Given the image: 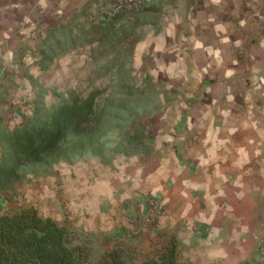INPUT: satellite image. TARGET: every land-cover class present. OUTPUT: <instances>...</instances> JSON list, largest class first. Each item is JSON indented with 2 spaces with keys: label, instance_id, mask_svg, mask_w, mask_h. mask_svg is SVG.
<instances>
[{
  "label": "crops",
  "instance_id": "crops-1",
  "mask_svg": "<svg viewBox=\"0 0 264 264\" xmlns=\"http://www.w3.org/2000/svg\"><path fill=\"white\" fill-rule=\"evenodd\" d=\"M98 1L0 0V137L39 99L33 82L46 52L34 50L45 48V34ZM143 1L154 10L134 28L142 30L134 63L177 97L150 126V155L61 169L99 175L93 208L109 197L161 200L154 234H174L189 264H264V0ZM93 30L88 44L98 42Z\"/></svg>",
  "mask_w": 264,
  "mask_h": 264
},
{
  "label": "rangeland",
  "instance_id": "rangeland-1",
  "mask_svg": "<svg viewBox=\"0 0 264 264\" xmlns=\"http://www.w3.org/2000/svg\"><path fill=\"white\" fill-rule=\"evenodd\" d=\"M119 1L123 0H99L79 16L64 18L58 30L45 34V48L34 50L42 54L43 49L49 50L53 41L58 42V46L51 47L54 60L50 63L40 60L43 74L39 83L33 82L39 86V100L45 102L44 105L48 107L70 94L85 98L97 92L95 110L108 113L105 124L108 130L100 139L97 152L73 156L66 151L61 153L70 160L61 158L54 163L24 164L20 168L21 181L0 194V215L32 206L41 216L70 225L76 237L73 245L87 247L93 264L111 251L118 238L137 246L143 253L153 251L158 247L156 241L161 239L155 237L154 232L165 207L161 200L148 195L123 202L109 197L93 208L95 197L89 190L99 175L78 179L74 172L62 170L61 165H74L91 158L107 168L122 154H140L146 158L152 147L148 134L150 126L159 119L165 107L177 99L167 90L169 83L164 77L151 74L147 65L138 71L134 49L142 36L141 28L134 31L125 23L118 24L114 38L107 44L87 43L92 37L91 27L97 33L100 22L107 24L110 8ZM127 1L134 3L136 0ZM139 1L143 7L144 1ZM69 35L75 47H70ZM120 36L124 39L120 40ZM49 54L43 53L42 59ZM63 147L67 148L68 144ZM180 261L189 264L182 258Z\"/></svg>",
  "mask_w": 264,
  "mask_h": 264
},
{
  "label": "trees",
  "instance_id": "trees-1",
  "mask_svg": "<svg viewBox=\"0 0 264 264\" xmlns=\"http://www.w3.org/2000/svg\"><path fill=\"white\" fill-rule=\"evenodd\" d=\"M140 9L141 14L135 13ZM152 10L142 6L135 10L123 8L109 17L107 24H98L105 37L98 36V30L97 33L93 30L97 37L92 41L113 39L115 25L123 19L133 29L146 23L145 18L151 16L148 11ZM121 36L120 40H123ZM68 40L70 47H75L70 35ZM52 44L51 47L58 46L57 41ZM51 47L45 50L50 53L43 58L48 60L47 63L54 57ZM96 94L90 93L85 98L70 94L48 107L42 100H34L32 115L24 117L18 127L5 131L0 137V194L21 181L20 168L24 164L54 163L61 158L70 160L61 153L66 151L73 156L97 152L100 139L108 130L105 126L108 113L95 110ZM66 144L68 147H63ZM155 237L161 239L156 241L158 247L149 253L118 238L111 251L97 264H181L180 248L174 234L157 232ZM75 239V231L67 223L60 224L50 217H43L32 206L22 207L0 215V264H93L88 248L73 245Z\"/></svg>",
  "mask_w": 264,
  "mask_h": 264
},
{
  "label": "built area",
  "instance_id": "built-area-1",
  "mask_svg": "<svg viewBox=\"0 0 264 264\" xmlns=\"http://www.w3.org/2000/svg\"><path fill=\"white\" fill-rule=\"evenodd\" d=\"M140 6H142L141 2L139 0H136L134 3L133 1H127V0H123L122 2L119 1L118 3H115L112 5V7L110 8L109 14L111 17L113 14L121 11L123 8L124 9H130V10H135V9H139ZM108 17V18H109ZM161 205V204H159ZM159 211L161 212V208L159 207ZM263 228H264V219H263Z\"/></svg>",
  "mask_w": 264,
  "mask_h": 264
}]
</instances>
